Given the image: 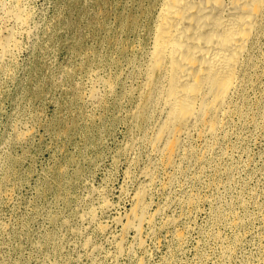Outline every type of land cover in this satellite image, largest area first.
<instances>
[{"label":"rangeland","instance_id":"374dc122","mask_svg":"<svg viewBox=\"0 0 264 264\" xmlns=\"http://www.w3.org/2000/svg\"><path fill=\"white\" fill-rule=\"evenodd\" d=\"M160 3L0 0V37L19 41L0 54V264H264V34L221 140L169 169L141 96ZM149 177L151 224L123 243Z\"/></svg>","mask_w":264,"mask_h":264},{"label":"bare ground","instance_id":"6f19581e","mask_svg":"<svg viewBox=\"0 0 264 264\" xmlns=\"http://www.w3.org/2000/svg\"><path fill=\"white\" fill-rule=\"evenodd\" d=\"M21 10L20 11L17 10L15 11V13L14 12L12 13L15 14L14 17H16L17 20L21 21L22 23L27 19V17L25 19V15ZM152 25H153L152 44L148 52L145 66L143 68V85H142L143 93L141 96L145 106H149V104L151 105L154 104L155 106L156 104H158L157 106H159L160 108V117L158 119L152 139L151 141L150 140L149 141L151 142L152 148L156 156H158L161 159L163 165L166 168L179 169V168H183V165L186 164L187 158L190 156V152H191L190 147H192L191 145L195 138H197V140L203 143L199 156L201 159H205V157H207L206 153L208 150L210 151L212 145L214 146V144H217L221 140L222 138L221 136L224 135L230 120H232V116L237 111L239 112L238 101H240L244 97L243 88L246 82L247 72L249 69H251L250 67L254 64L253 63L254 55H255L254 51L260 38L264 34V0H161L160 7L158 9L157 15L154 18ZM1 37H0V54L3 56V58H5L4 56L7 54L9 55L11 48L15 46L17 41L16 42L14 41L15 39V38L13 39L14 36H11V38L7 37L6 39ZM18 42L16 46H19ZM93 93L94 92H92L91 97L92 95L94 97ZM91 97H89V99ZM242 108H245V106ZM241 112L243 111L241 110ZM138 117L145 119L147 116L143 112L142 114L139 113ZM251 118L253 119L254 117ZM256 120L258 121V119ZM146 137H148V134ZM228 149L229 151L232 150V148L231 150L230 148ZM192 151L195 152L194 149ZM224 153L227 154V152ZM227 168L229 167L227 166ZM218 169H216V171ZM190 170L192 169L190 168ZM221 170H222V166H221ZM148 172H150V176H151V171ZM225 172H228V169ZM182 173L185 174V172ZM152 179H153V175H152ZM152 179L151 177L145 179L144 183L140 186L137 194L134 196L135 198H133L134 206L132 207L131 214L128 215L129 218L127 223L123 227L124 229H123L121 242L126 241L125 240L126 235L131 231H137L142 235V230L144 225L152 221L150 217L151 215L149 216V208L151 206L149 207L147 203L148 193L149 191H151V189L149 190V187L153 182ZM194 202L192 200V202L190 201L188 204H190L191 206V203ZM157 213L159 214V211H157ZM222 213L219 219H221V217L223 216ZM92 218L93 219L96 218L95 220H97V217L95 216ZM170 220L172 219L170 218ZM170 223L171 222H169V224ZM151 231H153V229ZM150 234L151 233H149V235ZM142 237L143 236H141V238ZM123 243H121L122 245H120V249L121 246H123Z\"/></svg>","mask_w":264,"mask_h":264}]
</instances>
